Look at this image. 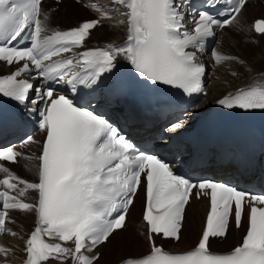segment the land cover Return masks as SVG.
Instances as JSON below:
<instances>
[{
    "label": "snow or ice",
    "instance_id": "snow-or-ice-1",
    "mask_svg": "<svg viewBox=\"0 0 264 264\" xmlns=\"http://www.w3.org/2000/svg\"><path fill=\"white\" fill-rule=\"evenodd\" d=\"M61 2L55 0L57 6ZM204 3L208 7L193 13L191 0H110L121 12L116 26L126 28V38L120 45L86 48L92 31L113 19L95 2L90 10L100 12V18L56 30L49 27L45 0H0V62L11 69L0 75V97L15 102L14 119L19 122H28L24 110L36 115L42 134L36 156L0 148V162H35L31 181L0 165L5 174L0 178V236L23 242L22 264H99L98 249L127 229L126 217L138 193L144 199L145 250L122 257L119 264H264V194L215 181L192 182L176 174L161 156L137 148L109 119L91 109L89 98L121 59L147 82L188 95L203 94L206 69L200 54L217 29L237 21L249 0ZM221 4L224 20L209 11ZM188 16L193 21L190 29L185 24ZM253 29L264 35V19L256 20ZM25 34L29 43L17 47ZM65 53L71 55L53 59ZM211 57L218 66L244 63L215 49ZM37 78L48 86L35 87L30 80ZM56 82L70 85L71 95L56 92L52 87ZM29 103L33 107L28 108ZM218 104L229 110H264V70ZM183 127L177 123L168 130ZM26 142L34 141L28 137ZM201 198L209 208L195 247L169 251L157 244V239L181 240L186 207ZM13 211L35 217L34 230L26 239L8 227L15 223ZM232 223L237 229L246 223L242 242L224 252L213 251L212 240L226 239ZM14 251L0 244V264H10Z\"/></svg>",
    "mask_w": 264,
    "mask_h": 264
},
{
    "label": "bare ground",
    "instance_id": "bare-ground-1",
    "mask_svg": "<svg viewBox=\"0 0 264 264\" xmlns=\"http://www.w3.org/2000/svg\"><path fill=\"white\" fill-rule=\"evenodd\" d=\"M64 1H68V0H64ZM252 1L253 0H249V3L246 6V10H244L242 14L237 17V20L242 19L246 11H249L250 14H252L254 9L256 12L260 11V8L251 6ZM261 1L264 2V0ZM87 2L89 4L95 2L101 8H103L102 6H105L104 9H107V11L113 17V19L103 21L102 22L103 27H101L102 26L101 25L97 29L93 30L90 39H88L85 44V47L103 48L110 43L115 45L122 43L126 38V28L116 26L117 22L123 18L121 16V12L116 10V8L110 4V0H88ZM70 6L72 5L61 7L58 12L52 14L51 21L49 24L50 28H51L50 25L55 22H58L60 24L62 23V25L65 27V28L61 27V29H56V30H67L70 28H74L78 26L80 23L84 22L82 19H80L82 17L78 16V14H81L82 16L88 15L87 12L93 14V11H91L89 8L85 9L82 6H80L81 8L85 9L83 10L75 7L69 8ZM67 8H69V10H66ZM95 12H96V18L97 17L100 18L101 13L97 11ZM58 14H61V16H58ZM257 19H264V18H255L252 20L251 23L252 31H253V24ZM84 20L87 21L92 19H84ZM237 22L238 21H234L232 26H229V28L222 30L221 34L218 36V42L216 43V46L218 47L217 49L218 51H221L226 55L236 56L240 58V60L244 61V63L240 64L236 62H229V63H225L222 66H218V65L215 66L213 69L214 72L211 74V80L207 85L208 92H207V96L203 101L204 103H202L199 107L193 110L192 111L193 113L201 114L204 111H206L207 108L215 105L218 102V100L222 99L224 96L228 95L229 93H234L237 89L241 87H246L254 79H258L261 70H264V48H260L259 51L257 50L259 52L258 56L251 57L250 55L253 54V51L259 47L254 46V44L253 46L252 45L248 46L247 41L243 42L244 38L245 39L248 38L246 32H240L235 35H228V36L224 35L226 34V31L228 29L231 30L237 24ZM253 37H257V36L253 35ZM261 37L264 38V35H262ZM79 50L82 49H78L77 51ZM10 70L11 69L5 67L0 62L1 74H6L10 72ZM232 72H236L238 74L236 76H233ZM41 136H42L41 133H37L31 137L32 141L34 142H20L16 144L15 149L23 153L25 156H36L39 154L40 151L41 142H42ZM33 162L34 161H27V160L24 162V159H21L19 165L24 164L22 167L23 169H21V172H19V170L16 171L10 170V171H12L14 174L18 172L19 175L17 176L31 181L34 179L33 167L35 165V162L34 163ZM0 165L9 168L14 167V165H9L7 163H1ZM140 201H141V193H138L137 197L134 200L133 206L129 210V215L126 222L127 224L126 230H128L129 228L130 232L125 235H130V236L132 235L131 237H134L135 239L130 237V239L119 240L118 246L115 245L111 247L110 245L111 242L108 243L106 246H101L100 252L102 253V255L99 264L101 263L111 264L113 261H115V259L117 261L114 264H119L124 253L127 254L133 253L135 255L145 250V246H144L145 237H142L139 234H137L139 228L144 227L146 231V227L143 225V222L139 223V212L141 208ZM207 210H208V202L205 199H201V200L192 199L189 206L186 207V219L184 222V226L182 228V238L178 242V245H174L171 241H166V242L163 241L162 243H168L170 246H172V251H185L195 247V244L197 243L198 239L202 234L204 221L207 215L206 213ZM142 211H141V215H142ZM133 212H135L134 213L135 218L132 215ZM193 215H195V219L192 218ZM11 216L15 221H17V223L16 226L12 227V224H9L8 227H11L14 231H17L21 236L25 237L26 239L27 236L31 233V231L34 230L35 217L33 215L25 216L16 211H13L11 213ZM125 231H122L121 233ZM117 235L119 234L114 235V237L111 238V241ZM241 239H242L241 233L238 232L237 229H235L234 227L232 228V226H230L229 233L226 239L224 240L214 239L212 240V245L214 248H216V251L224 252L233 248L234 246H237L240 243ZM0 244L15 249L14 254L11 257H9L10 264H22L23 256H24L22 252L23 242L19 238L12 239L10 236L6 235L0 239Z\"/></svg>",
    "mask_w": 264,
    "mask_h": 264
},
{
    "label": "rangeland",
    "instance_id": "rangeland-1",
    "mask_svg": "<svg viewBox=\"0 0 264 264\" xmlns=\"http://www.w3.org/2000/svg\"><path fill=\"white\" fill-rule=\"evenodd\" d=\"M68 5H72V6H70L69 8H71V7H75V8H79V9H83V8H87V7H85L84 6V4L82 3V4H78V3H75L73 0H68V1H64L63 3H61V5L60 6H56L54 3H52V2H48V3H46L45 4V6H44V10L46 11V12H48L49 13V15H50V17H52V14H54L55 12H58L59 11V9L61 8V7H64V6H68ZM77 6V7H76ZM80 6H82L83 8H81ZM251 6H253V7H258V8H260V11H255V9H254V11L252 12V14H250V12L249 11H246V13H245V15L243 16V18L242 19H239V20H237L238 22H237V24L231 29V30H227L226 31V34H224V35H226V36H228V35H235V34H237V33H240V32H246L247 33V37L248 38H244L243 39V42L244 41H247V43H248V46H250V45H252L253 46V44H254V46H256V47H259V48H257L256 50H254L253 51V54L252 55H250L251 57H253V56H258L259 55V49L260 48H264V38H262V37H260V36H257V37H253V35H255L254 34V32L252 31V28H251V23H252V20L253 19H255V18H264V2H262L261 0H254V1H252V3H251ZM69 8H67L66 10H69ZM85 9H83V10H85ZM249 10H250V7H249ZM65 12V11H64ZM63 12V13H64ZM87 14L88 15H84V16H82L81 14H78V16H80V17H82V18H80V19H82L83 21H85L84 19H92L93 20V18H96V12L95 11H93V14L92 13H89V12H87ZM92 14V15H91ZM249 14H250V16H249ZM58 16H61V14H58ZM57 18V17H56ZM98 18V17H97ZM251 18V19H250ZM51 21V20H50ZM81 21V20H80ZM51 28H53V29H61V27L62 28H65L63 25H62V23L60 24V23H58V22H55V23H52L51 25ZM101 27H103V25L101 26ZM109 29V28H108ZM253 32V33H252ZM258 50V51H257ZM211 80V79H210ZM211 83H212V81H211ZM41 138H42V136H41ZM26 160H24V162H25ZM21 162V161H20ZM34 163V162H33ZM30 164V163H29ZM28 164V165H29ZM23 165L24 164H21V165H19V164H17V166H14L13 168H9L10 170H14V171H16V170H19V172H21V169H23L22 167H23ZM34 168V167H33ZM12 172V171H11ZM13 173V172H12ZM3 174V173H2ZM22 174V173H21ZM15 175H19V173L17 172ZM23 179H25V178H23ZM143 204H144V199H143V194L141 193V201H140V212H139V223H141L142 222V215H141V211H142V208H143ZM134 213L135 212H133V216H134ZM137 216V215H136ZM134 218H135V216H134ZM192 218L193 219H195V215H193L192 216ZM17 220V219H16ZM16 223H17V221H15V223L14 224H12V227L13 226H16ZM232 228H233V225H232ZM130 229L128 228V230H126L125 232H123V233H121V234H119V235H117V236H115V238L111 241V243H110V245H111V247H113V246H118L119 245V243H118V241L119 240H122V239H130V237L132 236H130V235H125V234H127V233H129L130 231H129ZM237 231L238 232H240L241 233V236H243V234H244V232H245V228H242V230H238L237 229ZM146 231H145V228L144 227H142V228H139L138 229V231H137V234H139L140 236H142V237H144V235H141V233H145ZM11 237V236H10ZM12 238V237H11ZM131 238H134V237H131ZM12 239H15V238H12ZM135 239V238H134ZM133 241V240H132ZM134 242V241H133ZM109 245V246H110ZM174 245H178V243H176V244H174ZM215 250H216V248H214ZM128 255H134L133 253H131V254H127V253H124L123 254V256L122 257H125V256H128ZM117 260L115 259V261H113L111 264H114L115 262H116ZM101 264H104V263H101Z\"/></svg>",
    "mask_w": 264,
    "mask_h": 264
}]
</instances>
